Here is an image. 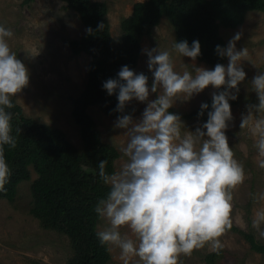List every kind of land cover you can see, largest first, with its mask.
<instances>
[{
    "label": "clouds",
    "instance_id": "obj_1",
    "mask_svg": "<svg viewBox=\"0 0 264 264\" xmlns=\"http://www.w3.org/2000/svg\"><path fill=\"white\" fill-rule=\"evenodd\" d=\"M13 35L0 24V192L6 191L11 175L4 146L15 148L17 142L7 109L29 83L26 65L9 46ZM239 39L236 33L226 46H215L217 55L227 58L226 65L217 63L208 69L192 64L194 71L181 73L169 51L143 49L152 75L150 85L148 75L127 65L121 66L116 78L102 83L108 95H116L117 112L123 113L132 100L146 102L138 121L130 114L116 118L114 126L129 136L121 149L127 158L122 167L109 174L107 161L98 162V175L109 191L94 206L97 217L106 222L96 237L101 246L119 250L122 264H130L133 257L142 264H179L181 255L190 256L206 245L216 253L224 247L220 237L232 227L233 190L245 180L244 166L234 157L226 135L233 120L229 101L238 98L239 85L246 78L242 65L248 51L237 49ZM173 48L191 61L201 54L199 40L191 45L186 39L175 40ZM249 82L258 103L246 105L240 128L251 124L257 164L264 169V118L257 115L264 112V71ZM208 86L216 91L206 121L182 134L180 116L169 109ZM151 93L158 94L149 100ZM206 109L209 104L202 102L197 116ZM251 195L255 201L264 200V193ZM252 226L264 238V207L256 209Z\"/></svg>",
    "mask_w": 264,
    "mask_h": 264
},
{
    "label": "rangeland",
    "instance_id": "obj_2",
    "mask_svg": "<svg viewBox=\"0 0 264 264\" xmlns=\"http://www.w3.org/2000/svg\"><path fill=\"white\" fill-rule=\"evenodd\" d=\"M95 1L106 3L109 30L116 39L121 33L120 20L130 15L135 2L144 0ZM0 24L14 33L8 40L10 49L29 71L28 85L13 99L26 116L59 128L69 141L81 148L79 126L74 122L71 111L72 99L83 89L86 81L88 56L83 53L73 55L66 43L84 34L85 29L77 13L67 8L62 0H0ZM219 32L224 46L236 33H240L236 47L248 51L242 65L246 78L239 85L238 98L229 101L233 120L226 130L234 157L243 164L245 171L244 182L233 190L232 226L252 233L258 242L264 243V238L252 226L254 213L257 208L264 207V200L255 201L251 195L264 193V169L257 164L255 138L249 131L251 124L240 128L242 115L247 114L246 105L258 103L249 81L255 74L264 71V11H248L239 25L220 27ZM174 42V29L169 20L162 17L151 33L143 37L141 53L133 71L148 75L150 85L152 75L147 68V56L142 50L157 47L170 52L175 70L181 73L184 70L194 71L192 64L208 69L215 66L197 58L191 61L188 57L180 56L173 48ZM222 64H227V58ZM214 91L208 86L188 101L178 100L172 109L180 113L190 111L199 107L205 98H211ZM157 94L151 93L148 99H155ZM128 105L131 109L126 114L138 121L146 102L132 100ZM88 112L96 123L101 139L117 149L119 156L114 161V168L118 171L127 160L121 151L129 139L127 131L114 126L117 116L105 115L98 106H90ZM257 115L264 118V112ZM181 121L185 127L181 129L184 134L195 131L206 120L181 118ZM29 170L30 180L19 185L13 203L0 198V264H68L73 253L68 237L44 228L29 214L30 182L36 177L30 166ZM105 226L106 222L99 219L96 229L99 231ZM220 239L224 247L219 253L211 251L206 245L194 250L190 256L181 255L179 264H264V253L252 251L239 231L228 229ZM108 251L110 259L107 264H122L118 249ZM208 253L216 254L212 263L206 261ZM130 264L142 262L133 257Z\"/></svg>",
    "mask_w": 264,
    "mask_h": 264
},
{
    "label": "trees",
    "instance_id": "obj_3",
    "mask_svg": "<svg viewBox=\"0 0 264 264\" xmlns=\"http://www.w3.org/2000/svg\"><path fill=\"white\" fill-rule=\"evenodd\" d=\"M66 7L77 13L84 26V34L66 43L73 55L88 56L86 81L83 89L72 99L71 111L79 126L82 146L76 147L59 128L40 123L26 116L13 99L11 113L12 135L15 148L4 146V154L11 169L5 184L6 191L0 198L13 203L19 185L30 180L29 166L36 177L30 182L29 214L47 229L56 230L69 239L73 250L68 264H107L108 248L101 246L96 229L99 218L94 211L97 201L109 191L98 175V162L106 160L105 171H115L117 149L104 142L89 114L90 106H98L105 115L115 117L130 112L127 104L123 113L117 112L116 95H108L102 83L116 78L121 66L134 69L141 53V41L148 36L162 17L171 23L175 40H199L201 54L197 60L215 65L223 63L215 51L216 45L224 46L220 27L239 25L248 11H264V0H144L135 2L129 16L120 20V35L114 39L106 18L107 5L103 1L62 0ZM102 25L101 27H99ZM90 30V31H89ZM143 73V72H142ZM145 74V73H144ZM204 115L197 116L200 106L187 112L176 113L183 119H207L211 98ZM19 130V131H18ZM252 251L264 253V243L258 242L250 232L233 225ZM214 253L206 255L212 263Z\"/></svg>",
    "mask_w": 264,
    "mask_h": 264
}]
</instances>
